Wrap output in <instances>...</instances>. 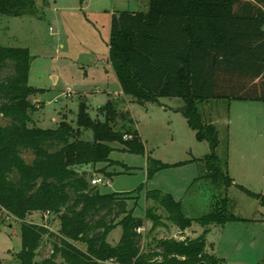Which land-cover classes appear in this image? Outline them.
Masks as SVG:
<instances>
[{
  "label": "trees",
  "instance_id": "1",
  "mask_svg": "<svg viewBox=\"0 0 264 264\" xmlns=\"http://www.w3.org/2000/svg\"><path fill=\"white\" fill-rule=\"evenodd\" d=\"M36 9V0H0V14L35 15ZM31 59L27 48L0 45V74L9 71L0 79V114L8 118L0 124V211L19 219L33 211L48 212L60 227L55 233L23 222L19 264H223L206 234L210 225L241 220L231 210L233 201L220 195L207 214L193 219L169 193L152 189L145 200L156 206L146 208L144 218L134 216L127 207L133 192L103 193L75 168L111 164L112 142L130 152L142 151L130 115L109 99L99 107L102 119H95L80 99L74 125L62 118L54 128L29 126L30 112L36 109L31 97L44 90L28 84ZM108 62L124 97L138 103L159 102L160 97L182 100L176 110L195 138L210 147V153L192 159L205 169L200 178L222 191L234 185L264 205L262 194L233 183L226 159L216 153L218 130L199 110L210 100L264 102V0H148L146 11L112 13ZM118 120L124 124L116 128ZM86 130L92 132L91 140L83 137ZM126 133L130 137L123 138ZM25 153L32 155L30 161ZM153 162L149 175L165 167ZM94 171L110 176L105 167ZM157 207L180 236L193 222L202 226V233L148 239L138 229L145 220L152 222L150 231L162 224ZM118 225L122 232L112 244L107 235ZM45 235L54 238L52 252L36 260ZM255 264H264V257Z\"/></svg>",
  "mask_w": 264,
  "mask_h": 264
},
{
  "label": "rangeland",
  "instance_id": "2",
  "mask_svg": "<svg viewBox=\"0 0 264 264\" xmlns=\"http://www.w3.org/2000/svg\"><path fill=\"white\" fill-rule=\"evenodd\" d=\"M36 8L35 15L0 14V45L27 48L32 56L28 84L44 89L31 97L36 109L30 112L28 125L54 128L62 118L74 125L80 99L87 104L92 118L102 119L99 107L107 100L115 99L117 107L133 120L143 150L130 152L124 144L112 142L111 164L102 162L75 168L86 172L89 179L99 175L108 178L107 184L97 185L103 193L133 192L127 207L132 209L134 216L142 218L146 208L156 206L145 200L148 190L169 193L179 201L183 214L193 219L207 214L220 195L227 196L233 201L232 212L246 220L227 222L222 228L213 225L206 239L214 243V251L224 260L223 264L261 263L264 257L263 226L254 219L263 217L264 208L263 213L260 212L257 200L236 186L222 191L207 178H200L205 169L192 159L210 153V147L206 141L195 138L185 118L176 110L182 106V100L160 97L159 102L138 103L120 93L108 62L111 15L121 10L146 11L148 0H36ZM8 73V69L3 70L0 79ZM68 91L70 95L66 96ZM199 110L204 121L216 126L220 140L216 153L220 159H226L227 167L235 172V182L258 193L251 186L259 181L253 177V170L257 168V172L264 160V102L210 100L201 103ZM6 123L8 118L0 114V124ZM122 123L119 121L116 128ZM83 137L91 140L92 132L84 131ZM127 137L130 134L123 136ZM239 144L247 154L249 149L261 146L262 154L256 158L245 156ZM24 157L27 161L32 159L30 153H25ZM148 158L152 160L148 162ZM153 160L165 167L149 175L148 169L155 165ZM100 167H105L110 176L94 171ZM228 174L231 177L230 172ZM155 212L162 216V224L150 231L152 222L145 220L144 227L139 228V232L148 234L150 240L195 238V233L200 234L203 230L199 223L193 222L180 236L177 228L165 219L166 213L161 207ZM23 222L44 225L55 233L60 227L59 219L50 213L33 211L19 219L0 211L1 264H19L16 254L21 249ZM121 232V226H116L108 233L107 241L116 243ZM53 240L46 235L43 237L36 260L51 254Z\"/></svg>",
  "mask_w": 264,
  "mask_h": 264
},
{
  "label": "crops",
  "instance_id": "3",
  "mask_svg": "<svg viewBox=\"0 0 264 264\" xmlns=\"http://www.w3.org/2000/svg\"><path fill=\"white\" fill-rule=\"evenodd\" d=\"M116 78V77H115ZM118 85H119V83H118ZM119 88H120V86H119ZM120 93H121V90H120ZM213 124V123H212ZM242 143V142H241ZM245 143H249V142H245ZM250 144V143H249ZM254 145V144H253ZM240 146V147H239ZM255 146V145H254ZM238 147H239V149L242 151V152H244V154H245V156H247V155H250L252 158H256V157H259L260 156V154H262L261 153V146H260V148L259 149H256V146H255V148L254 149H252V150H248V154H247V152L245 153V151H243L242 150V148H241V145L239 144L238 145ZM264 157V156H263ZM263 164H264V160L262 161V166L258 169V171L256 172V170H257V168L256 169H254L253 171H254V175L255 176H253L255 179L256 178H258L257 180H259L258 182H256L255 184H254V186H251V188H253V189H255V190H258V193H260V194H262L263 196H264V166H263ZM227 171H228V173L230 172V175H231V178L233 179V183L234 184H238V183H236L235 182V179H236V177H235V175L236 174H234L235 172L232 170V169H230V167H227ZM249 171V170H248ZM260 178H261V180H260ZM239 185H242V184H239ZM251 185V184H250ZM234 186V185H233ZM242 186H244V185H242ZM244 187H246V186H244ZM259 187V188H258ZM247 188V187H246ZM247 189H249V188H247ZM250 190V189H249ZM252 191V190H251ZM257 202H258V200H257ZM259 203V202H258ZM259 205L261 206V211L260 212H262L263 213V211H262V209L264 208V205H261L260 203H259ZM262 216L263 217H261V218H258V217H256L255 219H254V221L255 222H260V224L263 226V235H264V214H262ZM241 220H246L245 218H241ZM214 225V224H213ZM213 225H210L209 226V231H210V228H211V226H213ZM217 226V228H222L223 226H221V225H216ZM203 229V228H202ZM208 231V232H209ZM202 232V231H201ZM201 232H200V234H201ZM196 234V236H198L199 234L198 233H195ZM207 240V239H206ZM207 243L208 244H211V245H213V248L215 249V245H214V243L212 242V241H208L207 240ZM112 244H114V243H112ZM216 253V252H215Z\"/></svg>",
  "mask_w": 264,
  "mask_h": 264
},
{
  "label": "built area",
  "instance_id": "4",
  "mask_svg": "<svg viewBox=\"0 0 264 264\" xmlns=\"http://www.w3.org/2000/svg\"><path fill=\"white\" fill-rule=\"evenodd\" d=\"M65 94H66V96H69V95H70V92L68 91V92H66ZM108 182H109L108 178H106L105 176H101V175H99V176L94 177V178L91 179V184H93V185H98V184H100V183L107 184ZM47 214H49V213L46 212V215H47ZM139 230H140V229H138V231H139ZM111 262H112V260H109V261H107L106 263H111Z\"/></svg>",
  "mask_w": 264,
  "mask_h": 264
},
{
  "label": "water",
  "instance_id": "5",
  "mask_svg": "<svg viewBox=\"0 0 264 264\" xmlns=\"http://www.w3.org/2000/svg\"><path fill=\"white\" fill-rule=\"evenodd\" d=\"M195 264H205V263L201 261V262H198V263H195Z\"/></svg>",
  "mask_w": 264,
  "mask_h": 264
}]
</instances>
